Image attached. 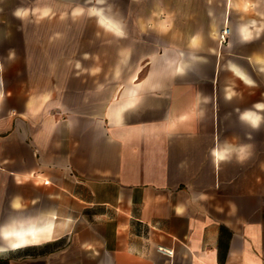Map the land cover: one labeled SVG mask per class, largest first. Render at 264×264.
I'll return each instance as SVG.
<instances>
[{"label":"crops","instance_id":"1","mask_svg":"<svg viewBox=\"0 0 264 264\" xmlns=\"http://www.w3.org/2000/svg\"><path fill=\"white\" fill-rule=\"evenodd\" d=\"M170 1L113 90L0 61V264H264V0Z\"/></svg>","mask_w":264,"mask_h":264},{"label":"rangeland","instance_id":"2","mask_svg":"<svg viewBox=\"0 0 264 264\" xmlns=\"http://www.w3.org/2000/svg\"><path fill=\"white\" fill-rule=\"evenodd\" d=\"M166 2L0 0V61L11 60V71L15 75H54L56 71L67 73L70 67L66 65V60L71 58L72 38L78 39L79 57L89 55L94 60L93 70L96 74H101L104 64L109 65L110 87L113 90L119 84V76L124 71L129 73L131 69L124 64L127 68L120 70L121 50L126 46L134 50L133 45L137 40L150 38L153 24L174 21L166 19V7H173V2ZM103 15L118 26H107ZM224 28L226 26L220 30ZM118 30H132L133 33L143 30L144 33L120 35ZM6 69L0 66L1 73ZM82 69L79 68L80 71Z\"/></svg>","mask_w":264,"mask_h":264},{"label":"built area","instance_id":"3","mask_svg":"<svg viewBox=\"0 0 264 264\" xmlns=\"http://www.w3.org/2000/svg\"><path fill=\"white\" fill-rule=\"evenodd\" d=\"M227 32H228L227 28H224L223 30H221V32L219 34V42H225ZM158 250H160L161 252H164L167 255H172V250H170V249L158 247Z\"/></svg>","mask_w":264,"mask_h":264},{"label":"bare ground","instance_id":"4","mask_svg":"<svg viewBox=\"0 0 264 264\" xmlns=\"http://www.w3.org/2000/svg\"><path fill=\"white\" fill-rule=\"evenodd\" d=\"M111 20V19H110ZM112 22V21H111Z\"/></svg>","mask_w":264,"mask_h":264}]
</instances>
